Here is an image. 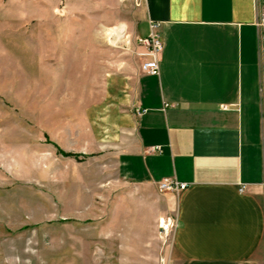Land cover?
<instances>
[{"label": "rangeland", "instance_id": "obj_1", "mask_svg": "<svg viewBox=\"0 0 264 264\" xmlns=\"http://www.w3.org/2000/svg\"><path fill=\"white\" fill-rule=\"evenodd\" d=\"M142 14L141 0H0V264L142 263L129 231L163 201L118 171Z\"/></svg>", "mask_w": 264, "mask_h": 264}, {"label": "crops", "instance_id": "obj_2", "mask_svg": "<svg viewBox=\"0 0 264 264\" xmlns=\"http://www.w3.org/2000/svg\"><path fill=\"white\" fill-rule=\"evenodd\" d=\"M141 3L133 30L147 36L158 22L163 49L158 74L141 67L136 111L119 118L118 171L163 202L137 210L146 225L129 231L141 234L135 260L264 264V0ZM166 178L187 186L161 191Z\"/></svg>", "mask_w": 264, "mask_h": 264}, {"label": "built area", "instance_id": "obj_3", "mask_svg": "<svg viewBox=\"0 0 264 264\" xmlns=\"http://www.w3.org/2000/svg\"><path fill=\"white\" fill-rule=\"evenodd\" d=\"M257 26L259 28L260 41L264 40V6L261 8ZM159 23L152 22L150 26V33L147 36H137V41L144 46V51L141 55L145 60L142 63V70L150 74L159 73V56L163 49V42L159 31ZM187 186L186 183H179L175 180L166 178L159 184L160 190H172V189H184ZM173 227V221L171 217L160 219V235L163 238H167Z\"/></svg>", "mask_w": 264, "mask_h": 264}, {"label": "bare ground", "instance_id": "obj_4", "mask_svg": "<svg viewBox=\"0 0 264 264\" xmlns=\"http://www.w3.org/2000/svg\"><path fill=\"white\" fill-rule=\"evenodd\" d=\"M113 33H114V38L115 39L121 38L123 36V34H124V26H120V27L117 26V27L113 28ZM111 37L112 36H110L109 38L111 39ZM115 39L111 40V41L114 42Z\"/></svg>", "mask_w": 264, "mask_h": 264}]
</instances>
